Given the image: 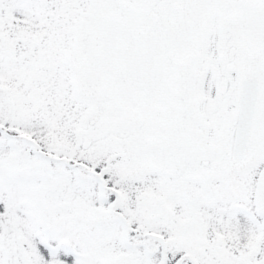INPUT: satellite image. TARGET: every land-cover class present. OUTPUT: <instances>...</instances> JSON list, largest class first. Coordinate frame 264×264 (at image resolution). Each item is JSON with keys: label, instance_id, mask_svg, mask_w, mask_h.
I'll list each match as a JSON object with an SVG mask.
<instances>
[{"label": "snow or ice", "instance_id": "1", "mask_svg": "<svg viewBox=\"0 0 264 264\" xmlns=\"http://www.w3.org/2000/svg\"><path fill=\"white\" fill-rule=\"evenodd\" d=\"M0 264H264V0H0Z\"/></svg>", "mask_w": 264, "mask_h": 264}]
</instances>
